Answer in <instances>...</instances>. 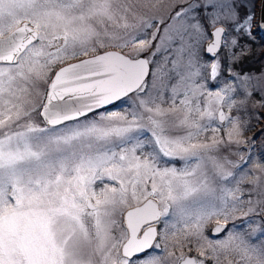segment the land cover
<instances>
[{
	"label": "snow or ice",
	"instance_id": "1",
	"mask_svg": "<svg viewBox=\"0 0 264 264\" xmlns=\"http://www.w3.org/2000/svg\"><path fill=\"white\" fill-rule=\"evenodd\" d=\"M253 21L244 0H0V264H264Z\"/></svg>",
	"mask_w": 264,
	"mask_h": 264
},
{
	"label": "trees",
	"instance_id": "2",
	"mask_svg": "<svg viewBox=\"0 0 264 264\" xmlns=\"http://www.w3.org/2000/svg\"><path fill=\"white\" fill-rule=\"evenodd\" d=\"M257 2L258 0H244V3L247 4V10L251 11L252 13H256L257 19ZM253 31L254 41L253 44H249L250 52L247 57L237 66V67H245L241 69H248L250 72H256L260 68L264 67V51H259L263 44V38L261 39L260 32L258 27L254 28ZM255 52H258V55L255 56ZM260 123V122H259ZM264 127V122L261 123V128Z\"/></svg>",
	"mask_w": 264,
	"mask_h": 264
},
{
	"label": "rangeland",
	"instance_id": "3",
	"mask_svg": "<svg viewBox=\"0 0 264 264\" xmlns=\"http://www.w3.org/2000/svg\"><path fill=\"white\" fill-rule=\"evenodd\" d=\"M258 3V6H259V1L257 2ZM258 6H257V9H258ZM255 27H258V10H257V19H256V13L254 12V21H253V27H252V32L255 30L254 28ZM261 35V34H260ZM254 36V35H253ZM261 39H262V36H261ZM253 41H254V39H249V38H247V37H245L242 41H241V43L243 44V43H247V44H253ZM263 41V40H262ZM251 46V45H250ZM259 51H264V41H263V44H262V47H261V49L259 50ZM255 54V56H257L258 55V52H255L254 53ZM246 67V66H245ZM245 67H237L238 68V70H240L241 68H245ZM243 71H245V72H250V71H248V69H242ZM250 73H252V74H254V75H257V76H259L261 73H264V67H262V68H260L258 71H256V72H250ZM254 99H259V96L258 95H254ZM261 111H264V110H261ZM262 122H264V121H261L260 123H256L255 121H253V127L251 128V130L247 133V135L248 136H252L254 133H256L260 128H261V123ZM262 150H264V149H262L260 146H259V144L257 145V147H256V149H255V151H256V153H259V152H261ZM244 187H248V185H244ZM241 221H237V223H240ZM211 226V225H210ZM209 226V227H210ZM212 227V226H211Z\"/></svg>",
	"mask_w": 264,
	"mask_h": 264
},
{
	"label": "water",
	"instance_id": "4",
	"mask_svg": "<svg viewBox=\"0 0 264 264\" xmlns=\"http://www.w3.org/2000/svg\"><path fill=\"white\" fill-rule=\"evenodd\" d=\"M261 0H259V6H258V28H259V31H260V34L263 38V41H264V29H261L259 27V22H260V19H261ZM110 107V106H109ZM211 229V228H210Z\"/></svg>",
	"mask_w": 264,
	"mask_h": 264
},
{
	"label": "flooded vegetation",
	"instance_id": "5",
	"mask_svg": "<svg viewBox=\"0 0 264 264\" xmlns=\"http://www.w3.org/2000/svg\"><path fill=\"white\" fill-rule=\"evenodd\" d=\"M259 1V0H258ZM257 6H258V3H257ZM211 226L209 227V230H210Z\"/></svg>",
	"mask_w": 264,
	"mask_h": 264
}]
</instances>
